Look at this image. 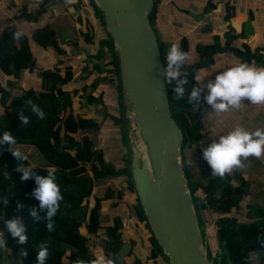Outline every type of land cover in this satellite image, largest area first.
<instances>
[{
  "label": "trees",
  "instance_id": "16d2710c",
  "mask_svg": "<svg viewBox=\"0 0 264 264\" xmlns=\"http://www.w3.org/2000/svg\"><path fill=\"white\" fill-rule=\"evenodd\" d=\"M92 7L97 11L103 29L99 35L88 17L83 18L80 14L78 20L83 24L80 35L91 47L89 50L84 48V69L89 72L88 76L98 74L93 84L89 86L84 82L71 87L72 65L68 63L55 77L52 76V69L40 67L39 89L9 87L0 82V133L10 131L17 141L11 148L6 144L0 145V225L4 228V235L0 234V238L6 240V247L0 248V264H35L39 246L43 242H47L49 248L45 264H74L78 259L91 260L96 255L90 246V239L94 236H102L101 253L111 255L115 264H125L113 257L128 239L126 233L118 231L122 216L129 219L133 229L141 224L140 231L144 229L149 233L151 247L146 259L161 255L169 264L168 256L155 239L141 205L132 178L130 151L125 149L129 145V134L119 53L106 30L103 11L94 2ZM46 10L47 6L42 2L35 10L24 8L16 18L37 23ZM157 11L158 0H153L148 19L156 34L165 67L167 44L156 31ZM17 30L22 31L14 23L7 22L0 34V72L8 77L7 84L12 85L20 82L24 71L34 66L33 44L45 49L58 45L56 30L49 22L38 24L31 35L22 31L24 35L20 39H13L12 33ZM229 41L228 37L223 45L222 40L215 36L213 44L198 47L197 61L184 63L183 74L187 76L188 84L185 85L182 98L175 97L172 90L174 81H166V85L171 117L182 130L181 162L201 238L211 223L207 224L211 213L214 215L212 218H215L218 246L214 254L206 252L207 258L211 264H255L250 254L256 250L257 243L264 242V209L250 200L247 181L241 177L240 181L234 183L232 177L225 173L223 177L210 175L206 183H201L193 179L188 169L191 160L189 153L201 136L203 119L209 107L204 102L207 93L203 90L200 100L196 102L197 106L188 102V92L197 83L192 78L193 74L211 65L216 54L227 49L233 50L243 61L251 57V54H246L240 48L230 47ZM88 76H79L78 79L83 81ZM109 82L114 84L111 97L115 103L101 120L85 119L81 113L74 111L75 100L78 99L87 105L105 108L104 91H96L100 84ZM29 100L43 109L46 114L43 119L31 112ZM21 111L29 116L28 124L20 123L17 115ZM80 122L84 126L82 131ZM94 129L109 135L106 143L114 145L112 148H116L120 154L115 156V162L109 158L104 146L92 142L90 136ZM14 150L23 152L28 159L17 161L10 152ZM17 164L29 167L38 175H46L48 171L55 173L63 200L53 217L55 228L52 232L47 231L45 220L34 221L28 214L32 207L37 209L41 218L45 212L40 210L39 201L31 194L36 187L34 178L20 181L22 173L15 171ZM5 171L8 176L3 175ZM199 190L205 194L203 198L197 194ZM124 194L134 195L129 208L120 206ZM4 199H7V204L2 202ZM107 202L111 222L103 229L107 214L104 205ZM17 203L24 206L17 209ZM243 204L253 207L262 219L245 221L228 211L237 210ZM116 210L121 212L117 215L114 213ZM12 217L21 218L26 225L28 239L25 244L16 243V239L7 231L4 221ZM20 249H26L28 255H19ZM131 263L144 264L140 259H133Z\"/></svg>",
  "mask_w": 264,
  "mask_h": 264
},
{
  "label": "crops",
  "instance_id": "0c3cea01",
  "mask_svg": "<svg viewBox=\"0 0 264 264\" xmlns=\"http://www.w3.org/2000/svg\"><path fill=\"white\" fill-rule=\"evenodd\" d=\"M42 2H45L47 6V12L43 14V16H47L46 19L35 23L24 18H16V15L20 14L24 8L35 10ZM92 2L96 5L94 0H8L0 4V34L3 25L7 22L14 23L29 35L32 34L38 24L49 22L56 30L59 44V38L62 35L67 34L68 36L65 37L67 40L70 38L69 34L75 36L80 31L81 25L78 20L80 14L83 16L86 13L92 22L98 19L96 13L93 12L96 10L92 7ZM156 31L164 43L170 45L172 42H176L188 53L185 62L197 61L199 59L198 47L213 44L215 36L222 40L223 45L229 37L230 47L240 48L246 54H251V57H246L248 61H243L233 50L227 49L216 54L214 62L208 65L211 71L214 68L223 71L238 62H248L258 67L264 66V0H158ZM32 49L34 67L38 69L40 67L47 68L49 52H54V50L45 49L36 44H33ZM53 49L58 50V47L54 46ZM59 59L62 61L61 58ZM34 67L32 72H29L30 68L26 69L22 80L13 85L7 84L8 77L0 72V82L6 86L14 87L31 85L30 81L37 79L38 83L32 87L39 89L41 81L39 80L38 69H34ZM61 69H58L57 72ZM203 70V68L199 69V73L205 77L203 81L199 82L201 84L206 83L211 78V71ZM78 81V76L73 75L69 84L71 86L74 83L76 87L79 86ZM202 90L207 93V88ZM241 103L240 108H229L224 112H216L212 110L210 105L207 108L201 136L189 153L191 160L188 169L195 181L206 183L211 175V167L203 158L202 150L213 139H218L219 135L226 134L236 126L249 131H253L257 127L264 129V103L251 104L247 98H242ZM241 160L242 167H233L227 173L232 177L234 183L240 181L241 177L244 178L248 184L250 200L264 209V154L259 158L249 156L241 158ZM199 191L197 194L200 196ZM228 211L237 214L245 221L262 219L257 216L259 214L253 207L246 204L237 210L230 209ZM212 216H214L213 213L207 220V224L211 222L209 226H214L215 230V218ZM105 219L107 220L106 215ZM108 224L104 223L102 228L104 229ZM209 226L207 225L202 243L206 252L209 251L214 254L216 251L213 250L212 244L218 246L216 230L215 244L212 236H208ZM101 237L94 236L90 239V246L95 254L102 252ZM131 239V237L126 239L131 245L130 252L133 253V249H136L138 254L135 253L136 257L131 258L132 253L129 255V252L123 258L125 264L131 263L133 259H140L144 264H152V260H158L160 264L167 262L166 258H162L161 255L146 259L151 247L148 237L146 239L147 244L142 246L138 240V234L135 235L133 242ZM134 244H137V247L133 248ZM162 259L165 260L162 261ZM250 259L255 264H264V249L256 246V250L251 251Z\"/></svg>",
  "mask_w": 264,
  "mask_h": 264
},
{
  "label": "water",
  "instance_id": "95a60500",
  "mask_svg": "<svg viewBox=\"0 0 264 264\" xmlns=\"http://www.w3.org/2000/svg\"><path fill=\"white\" fill-rule=\"evenodd\" d=\"M94 1L119 53L126 116L131 113L133 128L145 134L152 155L161 160L155 179L145 164L133 161L132 149V178L155 239L169 264H211L181 162L182 130L171 117L164 65L148 19L153 0ZM130 246L125 240L113 257L123 263ZM256 246L264 249V242Z\"/></svg>",
  "mask_w": 264,
  "mask_h": 264
},
{
  "label": "clouds",
  "instance_id": "9594fccd",
  "mask_svg": "<svg viewBox=\"0 0 264 264\" xmlns=\"http://www.w3.org/2000/svg\"><path fill=\"white\" fill-rule=\"evenodd\" d=\"M22 31H14L13 39H20L23 36ZM188 53L184 51L176 42L166 46V65L162 70V75L167 82L174 81L173 92L177 99L185 94V85L188 84V78L183 74L184 63ZM193 80L196 84L191 86L187 99L190 104L196 105L200 100L201 91L207 88V94L204 102L210 105L216 112H224L229 108H240L242 98H247L251 104L264 103V66H253L248 62H238L216 73L214 79L207 80L206 83H199L205 79L198 71L193 74ZM31 104V112L39 119L45 117V112L39 105L28 101ZM18 119L21 124H28L29 116L23 111L18 113ZM16 138L10 131L0 133V145H8L11 148L16 144ZM17 161H25L27 155L19 150L10 151ZM264 154V129L257 127L253 131L245 130L243 127L236 126L226 134L219 135L218 139H213L202 150L203 158L211 167V176L223 177L225 173L230 172L233 167H242L241 158L249 156L261 157ZM15 171L22 173L20 181L24 182L30 177L35 180L36 187L32 190V195L39 201L40 210L45 212L43 218L35 207L29 210V215L34 221L45 220L47 231L52 232L55 228L53 217L60 208V201L63 195L60 186L56 181L53 171H48L46 175H38L29 167L23 164H17ZM3 175L8 176L5 171ZM7 204V199L2 201ZM24 205L17 203V209ZM7 231L16 239V243L25 244L28 236L26 225L19 217H12L4 221ZM6 247V240L0 238V248ZM19 255L27 256L26 249H20ZM49 255L47 242L41 243L36 255L35 264H45ZM74 264H113V261L106 260L103 256L97 255L91 260H77Z\"/></svg>",
  "mask_w": 264,
  "mask_h": 264
},
{
  "label": "rangeland",
  "instance_id": "374dc122",
  "mask_svg": "<svg viewBox=\"0 0 264 264\" xmlns=\"http://www.w3.org/2000/svg\"><path fill=\"white\" fill-rule=\"evenodd\" d=\"M45 3V2H43ZM96 13V15L98 16L97 11H93ZM87 17V14L84 13L83 18ZM99 17V16H98ZM47 16H41L40 18H38V23L44 19H46ZM92 22V21H91ZM93 24H95L96 26V30H97V34L99 35L101 33V31L103 30L102 27L100 26L99 20L96 19L92 22ZM81 28H83V24H80ZM68 35L65 34V36L62 35V37L59 38V44L57 45L58 50L56 49H51L54 50V52H49V58H48V66H46L47 68H51L53 69L52 74L53 77H55L57 70L63 68L64 64L66 65V63L72 65V74L75 75L76 77L78 76H88L89 72L84 69L85 68V64L83 61V58L85 57V52H84V48L86 49H90V46H87V44L84 42L82 36L80 35V32H78L75 36L70 35L67 40H65V37H67ZM74 42V43H73ZM77 44H76V43ZM61 50V51H60ZM70 56V57H69ZM62 59V61H60V59ZM59 59V60H58ZM34 67V66H33ZM33 67H30L29 72L33 71ZM34 69H38L35 68ZM203 71H211L209 66H205L203 67ZM36 71V70H35ZM220 70H216L214 68L213 71H211V78L210 79H214L215 75L217 72H219ZM38 75H39V70H38ZM98 74H92L90 76H88L86 79H83V81L81 79H79L78 83H80L82 85V83H87L89 86L91 84H93L96 81V77ZM39 80L41 81V78L39 76ZM19 83V82H18ZM38 80H31L30 84L31 85H20L18 87L22 88H29L32 87L33 85L37 84ZM71 87H75V84L72 83ZM40 88V87H39ZM38 89V88H37ZM100 90L104 91V102H105V108L100 109L95 107V105H87L85 102H81V100H75V104H74V111L76 113H81V115L85 118V119H96L97 121L101 120L103 118V116L105 115V113L111 111V109H113V107L111 106L113 103H115L114 99L111 97V92L114 90V84L112 82L109 83H102L99 85V89L96 92H99ZM128 95V94H127ZM83 101V100H82ZM80 127H81V131L84 129V126L82 124V122L79 123ZM127 126H128V134H129V145L125 148L126 151L129 150L130 151V159L132 157V149H133V141L135 139H137V136L140 135V133L138 132L137 129L133 128L135 127V125H133V120L128 119L127 117ZM108 128V126H106ZM111 129V128H109ZM105 130V128H104ZM112 134V133H111ZM113 135V134H112ZM135 136V139H134ZM109 135L106 133H102L99 130H93L92 135L90 136L91 140L93 143L98 144V145H102L105 147L106 149V153L108 154L109 158L111 160H113L115 162V156H119V152H117L118 150L116 148H112L114 147V145L111 146V144H108V142L106 143V138L108 139ZM140 137V136H139ZM140 143L141 139H140ZM110 147V149H108ZM121 147V146H120ZM147 148V144L145 143V145H143V149ZM123 151V150H122ZM125 151V150H124ZM114 185V184H113ZM115 186V185H114ZM201 196V198L204 197V193L200 190L198 192ZM134 199V195L131 194H124L123 198H122V203L120 206H124L125 208H129V203ZM110 203V202H109ZM104 210L107 214V220L105 222V224H108V222H111V218H110V211L108 208V202L105 203L104 205ZM118 212V213H117ZM121 211L120 210H116L114 211L115 214H119ZM138 225V224H137ZM212 225L209 226V230H208V236H212L213 238V242L216 244V239H215V230H214V226ZM133 227V226H132ZM130 227L126 233L128 237H131L132 242L135 238V232H138V240L142 245H146L147 244V237L149 236V233L142 229V231H140L142 225L139 224L138 227L136 228H132ZM135 227V226H134ZM0 234L4 235V229L2 227V225L0 226ZM204 246V245H203ZM213 246V250L216 251L217 246H215L214 244H212ZM137 247V244H134L133 248ZM135 253L138 254V252L136 251V249H133V253L130 256L131 258L136 257ZM163 258V256H162ZM165 260V259H164ZM162 259V261H164ZM152 264H160L158 260L156 261H151ZM165 264H167V262L165 261Z\"/></svg>",
  "mask_w": 264,
  "mask_h": 264
},
{
  "label": "bare ground",
  "instance_id": "6f19581e",
  "mask_svg": "<svg viewBox=\"0 0 264 264\" xmlns=\"http://www.w3.org/2000/svg\"><path fill=\"white\" fill-rule=\"evenodd\" d=\"M140 135L137 136V139L133 141V161L136 164L143 163L145 164L150 171L152 172L155 179H160V159H155L152 155L151 150L147 144V137L141 131H138ZM140 136V137H139ZM140 139L142 144L140 143ZM147 144V148L143 149V145Z\"/></svg>",
  "mask_w": 264,
  "mask_h": 264
},
{
  "label": "built area",
  "instance_id": "2783aa9c",
  "mask_svg": "<svg viewBox=\"0 0 264 264\" xmlns=\"http://www.w3.org/2000/svg\"><path fill=\"white\" fill-rule=\"evenodd\" d=\"M6 1H8V0H0V4L3 3V2H6ZM128 119L132 120L130 112H129V118ZM129 228H130L129 219L127 217H125V216H122L121 217V226L118 228V231L126 233ZM97 255L103 256L106 260H111V261H113V264H115V262H114L113 258L111 257V255H108V254H105V253H98V254L95 255V257ZM129 264H138V263H129Z\"/></svg>",
  "mask_w": 264,
  "mask_h": 264
}]
</instances>
